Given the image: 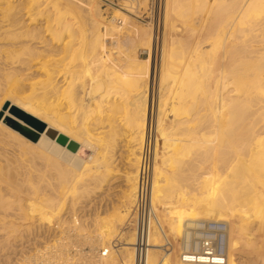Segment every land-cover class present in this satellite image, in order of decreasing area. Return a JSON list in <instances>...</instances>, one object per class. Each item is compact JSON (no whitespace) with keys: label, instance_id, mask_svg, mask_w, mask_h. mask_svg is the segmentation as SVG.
<instances>
[{"label":"bare ground","instance_id":"obj_1","mask_svg":"<svg viewBox=\"0 0 264 264\" xmlns=\"http://www.w3.org/2000/svg\"><path fill=\"white\" fill-rule=\"evenodd\" d=\"M148 1L132 5L142 9ZM158 6L156 38L154 26L152 33L122 14L108 18L94 0H0L1 246L31 231L39 215L90 247L71 255L60 237L33 248L21 264H138L135 229L124 255L108 251L134 217L149 150L153 218L145 264H178L163 258L160 246L179 224L198 239L208 223L255 219L264 228V0ZM120 34L130 39L126 49ZM86 79L100 91L83 107L74 98L85 93ZM35 90L53 100L43 104ZM121 151L127 166L118 207L83 219L77 211L89 207L80 204L114 177ZM55 249L65 253L56 258Z\"/></svg>","mask_w":264,"mask_h":264},{"label":"rangeland","instance_id":"obj_2","mask_svg":"<svg viewBox=\"0 0 264 264\" xmlns=\"http://www.w3.org/2000/svg\"><path fill=\"white\" fill-rule=\"evenodd\" d=\"M97 2V4L100 6L102 12L104 15H106L108 18L111 16H114L116 18L117 13L124 15L127 17L133 25H135L137 28L147 29L150 32H152L151 28L153 27V32L156 35V38L159 34V27L156 25L158 24L161 26V7L159 6V12H157V7H155V0H149L147 5H145V8L142 7V9H137L134 5H132L133 0H94ZM124 2L127 3L129 6L134 8V12H129L127 8L124 6ZM126 13V14H125ZM103 29V27H101ZM160 30V36H161ZM152 32V33H153ZM120 34L119 35V41L123 43L124 48H128L130 46V39L127 37V35ZM160 38V37H159ZM138 56L140 58H146L147 52L144 51V49L138 51ZM158 58V55L156 53V59ZM159 60V59H158ZM85 82V80H82ZM87 85H80L81 87H84L85 93H83L82 89L77 90L76 92V98L75 101L77 103H83V107H87L90 105V102L94 100L95 97L99 95V83L93 82L92 80L86 79ZM28 84V83H26ZM153 86V87H152ZM27 87V88H26ZM23 89V93L25 92L24 96L27 94L29 95L30 90L28 85H25ZM150 90V108L151 112L149 116H151V125L155 123L156 120V96L154 93L157 92V85L155 82L151 85ZM156 89V90H155ZM22 91V90H21ZM36 94L40 101L43 102V100L49 101L43 92L39 90ZM83 96L81 95V92ZM156 91V92H155ZM154 92V93H153ZM27 95V96H28ZM0 103L5 100V98L0 94ZM45 96V97H44ZM154 96V97H152ZM3 97V98H2ZM45 99H44V98ZM2 100V101H1ZM53 99H50L52 101ZM154 100V101H153ZM49 101V103H50ZM45 101L43 102V104ZM48 103V102H47ZM153 104V105H152ZM46 105V103H45ZM153 106V107H152ZM4 106H2V110L4 109ZM150 119V117H149ZM155 119V120H154ZM154 121V122H153ZM42 124V123H41ZM44 126V124H43ZM154 128V126H153ZM152 129V127H151ZM153 133V132H152ZM151 134V132H150ZM124 144L121 142V145ZM6 148L11 149L10 147L6 146ZM122 152V151H121ZM119 152V153H121ZM119 155H116L117 160V167L116 171L118 172L116 175V171H114L113 175L114 177L111 178L110 182L108 184H105L102 188V191L95 194L90 198L91 203L87 204V201H84L83 204L80 205H86L89 208L86 209H78L77 213L81 216H84L83 219L88 220L94 214L97 212L103 213L106 216H109L114 212L116 207L119 205V201L121 198V191L125 188L124 186V172L126 171V160H125V152L123 151ZM83 211V212H82ZM62 215V214H61ZM64 217V216H63ZM89 217V218H88ZM33 220L32 223V229L31 231L26 233L24 232L21 239H19V236L13 237L16 238V240H11L12 244L10 246H6V248L1 246L0 243V264H21V261L23 260V257H26L29 251H34L33 248L37 249H44V246L47 244H52L56 240H58L60 237L65 238L64 242L67 244V247H64L65 250H69L71 255H74L75 253H82V254H89L90 247L88 245H85L81 242V240L78 239L75 232H72L68 229H62L60 225H52L47 219L42 218L41 216L37 215ZM134 217L130 218L129 222H127V225H124L123 229V236L121 239H112L113 243L111 245V249L108 251L111 255H124L126 252V249L131 247L132 242L129 241V238L126 236L131 231H134L133 227V220ZM187 220V219H186ZM184 221V220H183ZM129 224V225H128ZM125 226H127L125 228ZM225 230H224V255L225 259L223 263L220 264H264V228L262 226H259V223L257 220H250L246 224L240 225L238 223H231L230 221L225 223ZM179 228L177 229V235L174 237L173 240L166 242H161V251L163 252V258L172 261L173 263L178 264H187L189 262H184L181 257L180 253L190 252L194 251V247L198 244V237L195 235H192L190 228L187 226H183L179 224ZM63 230V232H61ZM135 233V231H134ZM1 235V234H0ZM136 235V234H135ZM70 236V237H69ZM76 236V237H75ZM69 237V238H68ZM1 238V237H0ZM68 238V239H67ZM24 239V240H23ZM22 240V241H21ZM136 240V236H135ZM3 241V240H2ZM17 241V242H16ZM27 241V242H26ZM38 241V242H36ZM1 242V239H0ZM136 242V241H135ZM24 243V244H22ZM44 243V244H43ZM36 244V245H34ZM39 244V245H38ZM72 245H74L72 247ZM124 247V248H123ZM2 248V249H1ZM168 248V249H165ZM56 258H58L59 254L65 253L60 252L58 253L56 249L54 250ZM99 253V251L93 250L94 253ZM53 253V254H54ZM91 253V252H90ZM3 261V262H2ZM8 261V262H7ZM85 262V260H82ZM81 261V262H82ZM54 264V261H48L47 264ZM196 263V262H194ZM196 264H219L216 262H206L205 260H201L200 262Z\"/></svg>","mask_w":264,"mask_h":264},{"label":"built area","instance_id":"obj_3","mask_svg":"<svg viewBox=\"0 0 264 264\" xmlns=\"http://www.w3.org/2000/svg\"><path fill=\"white\" fill-rule=\"evenodd\" d=\"M159 0H155V7L159 12ZM120 24V21H116ZM152 160L150 150L145 152V163L140 168L137 186V208L134 212L133 227L136 234L135 249L138 253V264H145V255L149 248V236L152 228L153 211L150 205ZM223 223H208L199 233L200 239L194 247V251L181 252L180 257L184 262H206L223 263L224 255V230ZM106 252L102 251L101 256Z\"/></svg>","mask_w":264,"mask_h":264},{"label":"trees","instance_id":"obj_4","mask_svg":"<svg viewBox=\"0 0 264 264\" xmlns=\"http://www.w3.org/2000/svg\"><path fill=\"white\" fill-rule=\"evenodd\" d=\"M15 114L19 117V118H23V120L26 122V123H28V124H31V126H33V128H35V129H38L39 131H42L43 130V125L40 123V122H38L37 120H34V119H32V118H30V117H28V116H26V115H24V114H20V112H15ZM25 117V118H24ZM27 117V118H26ZM36 125H38V126H36Z\"/></svg>","mask_w":264,"mask_h":264}]
</instances>
